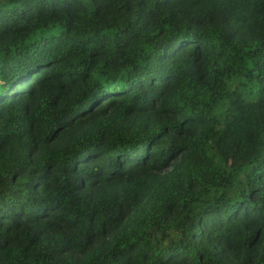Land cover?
Here are the masks:
<instances>
[{"label": "trees", "instance_id": "1", "mask_svg": "<svg viewBox=\"0 0 264 264\" xmlns=\"http://www.w3.org/2000/svg\"><path fill=\"white\" fill-rule=\"evenodd\" d=\"M0 135L54 160L43 191L29 182L0 197L9 242L35 249L59 202L57 247L61 223L81 232L82 264H187L194 253L199 264L209 235L247 232L245 216L264 212V0H0ZM101 135L146 155L85 202L50 170L63 176L61 162ZM225 205L246 207L221 224ZM251 239L244 264H264ZM205 254L227 260L224 249Z\"/></svg>", "mask_w": 264, "mask_h": 264}, {"label": "clouds", "instance_id": "2", "mask_svg": "<svg viewBox=\"0 0 264 264\" xmlns=\"http://www.w3.org/2000/svg\"><path fill=\"white\" fill-rule=\"evenodd\" d=\"M125 144H128L127 150L118 152L119 161L109 158L98 167L94 165L93 162L98 161L103 154L115 152L124 147ZM145 155L146 153L140 150L139 145L131 144L124 139H121L118 143L113 142L106 145L104 137L101 135L95 142L87 146H81V151L77 154L75 161L61 162L60 166L64 168L63 176L60 175L58 169H51L50 174L55 172L57 184L60 187H63L64 177H68L71 181V188L79 191L82 197L85 198V202H87L94 198L96 189L103 183L102 178L106 177L108 185L111 187L114 176L120 175L125 170L138 168ZM85 156L87 159L84 158ZM45 161L49 164L54 163L52 158L43 154L41 145L29 144L26 140L14 141L7 135H0V197H6L10 190L21 191L23 185L29 184V182L39 184L40 191H43L44 185L49 183L48 177L42 171ZM73 163L78 165L75 170L69 166ZM12 174L18 177L15 185L9 184ZM81 180L87 182V187L80 186ZM260 185L264 189V179H261ZM66 191L71 194V189H66ZM27 206L37 214L41 207L36 198L28 201ZM245 207L237 205L241 212L245 211ZM237 208L229 209L225 205L223 210H217V220L222 224L226 218L227 223L231 224L238 215ZM49 212L51 214L48 220L40 225L42 230L45 227L48 230L44 231L40 243L35 249L28 247L26 242H9L12 233L5 234V229H0V264H21V262L23 264H33L34 261L35 264H39L40 256L43 257L44 264H82L87 247L82 243L83 236L81 232L61 223L60 234H62L64 240V250L61 252L56 244L58 233L55 231V223H58L56 218L62 214L59 202H53L50 205ZM242 224L247 227V232L244 231V228H229L223 235H209L207 242L198 249L200 255L204 256L203 259L199 260V264H207L206 249H216L217 253L220 249L225 250L227 260L225 261L218 256L219 264H244L246 253L250 252L251 255H255V251L249 250L247 246L252 243V235L257 233L259 234L260 249L256 250H264V212L258 215H246L242 220ZM13 248L15 251L9 257L8 253ZM21 253L23 254L21 255ZM262 254H264V251H262ZM251 255L248 264H251ZM187 264H197L195 253Z\"/></svg>", "mask_w": 264, "mask_h": 264}]
</instances>
